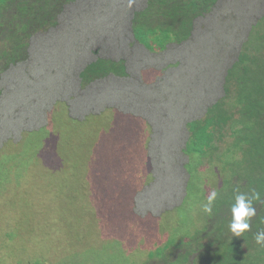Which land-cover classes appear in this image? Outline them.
<instances>
[{"label":"trees","instance_id":"16d2710c","mask_svg":"<svg viewBox=\"0 0 264 264\" xmlns=\"http://www.w3.org/2000/svg\"><path fill=\"white\" fill-rule=\"evenodd\" d=\"M143 1H134L136 9L131 20L132 32L134 37L150 50L166 43L189 40L194 31V23L204 21L215 8H220L227 2V0H146V5L143 7ZM83 2L84 0H0V100L4 89L1 86L4 74L11 67L27 63L31 59L30 49L36 39L44 36L50 38L49 43L56 47L66 45L67 41L60 38L55 31L60 29L63 23L75 29L77 38H80L81 30L76 26V19L72 15L83 5ZM262 13L263 16L253 26V30L256 29V32H253L255 35L261 32L260 25L264 22V10ZM84 14L90 15V12ZM157 16H161L162 20L155 18ZM144 30L147 31L143 33ZM262 39L264 40V35ZM95 40L92 35L80 40L78 46L84 49L80 63L71 60L68 56L61 58L55 55L53 63L57 62L61 65L46 67L53 75V79H60L63 74L62 81L70 82L73 72L79 87L85 90L94 84L105 82L110 75L124 78L127 75L124 59L116 60L98 55L90 61L91 55L100 51L95 49L96 45L86 48ZM258 48L259 41L250 40L235 50V58L229 65L225 77L224 96L207 108L205 119L187 125L189 138L185 142L183 152L189 159L184 163V167L190 172V181L195 182L198 179V183L201 181V184L197 186L198 192L193 193V188L180 206V209H187L191 217L186 229L173 228L175 224L171 216L172 208L161 215H142L134 210L136 196L144 192L149 183L146 177L131 172L127 164L112 174V171H109L110 165L105 160L103 171H99L97 165L90 159V166L84 165V170L77 175L81 183L88 187L84 191L86 198L76 199L74 203L67 202L64 198V190L56 194L52 192L48 182L49 177L46 176L47 183L39 182L37 187L38 181H36L34 192L25 190L23 182L14 186L19 182L15 176L14 165L18 164L26 173L28 172L24 165L28 158L14 155L19 152V145L26 143L27 131H25L22 133L23 138L16 142V151H10L12 154H0V204L3 207L1 211L7 208L13 209V212L7 213L8 222L16 220V223L37 224L36 234L41 228L44 238L54 243L49 250H46L43 245L35 244L38 240L29 242L28 248L25 241L9 251V246L14 243V235L8 234L6 242L4 238L0 241V264H53V261H60L64 256L67 258L62 264H155V262L156 264H251L249 261L239 262L234 253L239 249L235 245L239 246L243 243L247 245L248 250L264 249V246L257 245L254 239L255 234L264 229V203L253 202L256 215L250 220V230L241 237L232 236L229 223L232 219L231 207L238 192L250 196L252 190H256L264 200V57L259 55ZM74 63L75 66L72 67ZM71 68L72 71L69 72ZM8 89L11 90L10 87ZM45 97L46 95H41V99ZM51 103L50 99L47 105ZM62 105L65 106L61 100H55L53 109L48 113L49 118L55 117L50 119V124L44 123L40 131H36H44L50 135V140L41 151L40 157L43 155L42 161L50 163L44 157H49V160L53 155H57L61 163L57 171L60 173L56 177L60 181L65 176L69 178V171L73 168L71 162H64L61 159L60 136L65 126L54 122V119L60 115L59 108H62ZM89 117L85 121L79 120V117L71 118V123L81 125L88 121ZM137 121L142 125L146 124L141 117L136 118L135 122ZM109 127L113 129L111 124ZM139 127L137 126L135 134L129 126V136L133 139L146 137L143 135V128ZM229 132L230 137H226ZM108 133L106 128L99 132L95 143L98 144L99 136L101 140H105ZM135 142L139 148H143L144 144L151 142V137L149 136L147 142L145 139ZM95 143L94 147H89L84 161L89 159L91 151L96 148ZM13 145V140H6L0 150L9 152L6 147ZM161 145L169 149L167 143L163 142ZM149 147L147 144L143 155L138 156L142 162L151 164L147 166L151 167L155 174L162 162L154 165L153 161H158L159 155L164 151L159 148L157 155L150 158ZM9 155L14 156L9 157ZM8 158L13 159L11 163L8 162ZM201 159L205 160L201 168H209L210 172L207 175L212 178L217 177L221 183L212 179L207 181L202 179L200 169L196 168V164ZM46 167L47 170L55 171L49 164ZM5 170L11 172L10 177L5 176ZM193 186L194 183H191L187 187L189 189ZM150 188L152 191H157L158 186L153 183ZM70 191L74 195V191ZM211 191H216L218 194L213 205V213L208 215L199 212V214L203 213V222L201 228L192 236L194 224L192 221L195 214L192 215L189 209L192 207L193 198L200 194L199 201L202 199L201 206H203ZM127 195L130 200L129 205L135 214L123 218L119 212L120 200ZM51 201L54 206L51 205ZM110 201H118L119 205L114 208L109 207L107 203ZM24 206L29 209L26 210ZM64 207H74L88 226L69 218L63 220L61 209ZM40 209L46 213L47 220L35 223V216ZM197 209L200 210V207ZM176 211L182 213L179 209ZM209 216H211L210 222L207 221ZM54 219L58 222L54 223L52 221ZM132 222L137 228L136 231L128 228L127 224ZM72 226H77L78 231L69 232L68 227ZM43 227L48 229L46 234L42 230ZM137 233L139 235L135 236ZM174 250L178 251V254H175ZM3 251L5 254L1 255ZM31 251L39 254L33 256Z\"/></svg>","mask_w":264,"mask_h":264},{"label":"rangeland","instance_id":"374dc122","mask_svg":"<svg viewBox=\"0 0 264 264\" xmlns=\"http://www.w3.org/2000/svg\"><path fill=\"white\" fill-rule=\"evenodd\" d=\"M145 2L146 1H144V5ZM132 4L133 0H129V5L131 6ZM121 10H126L123 0H84L83 5L73 12L72 17L76 19V26H79L83 33L86 32L87 35H92L102 39V37L110 31L122 28L120 20L121 15L119 14V11ZM104 11H107V13L103 14ZM85 12L91 13L88 15L84 14ZM155 18H158L160 21L162 20L161 16H157ZM85 19L88 20L86 21ZM124 21L126 22L127 19L125 18ZM68 27L69 25L67 28ZM260 28L261 32L259 35H255V40L259 41V55L264 57V40L262 39L264 35V22L261 23ZM146 31L147 30H144L143 33ZM73 35H68V37L71 36L72 38ZM219 36V21L217 17H214L207 22L204 29L197 33L193 45L172 49L180 52V59L182 61L186 60L185 65L177 69V76L180 77L181 73L186 75L181 76L179 80L176 81L173 86H171V89H168L169 83L166 81L173 80L174 76H168L169 74H166V70H163V76H159L160 78H157V76L152 77L151 75V78H154L156 81H148L146 85L151 87L153 91L164 90L158 93V102L156 98H154V103L152 101H146L144 104H141L140 101L132 102L131 98L133 97L140 96L139 99H147L143 96L145 93L141 91H126L119 93L118 96H113L109 94V90H106V100L103 99L104 101L102 100L100 103H96L97 106L92 107L87 105V97L78 98L84 93V91L81 89H76L75 91V87L69 83L65 84L64 87H62V82L57 83L56 89L51 93L55 95H53V97L73 99L71 100V114L73 116H78L82 121L91 116V113L96 111L102 112L98 119L89 117V120L82 123L81 125L74 124L73 122L67 123V126L62 129V134L60 136V147L62 153L61 159L64 162H71L73 168L69 171V178L65 176L61 181L57 179L56 175L46 176L42 173V167L44 164L40 158V153L47 146V141L50 140V135L46 134L44 131L37 133L27 132L25 137L26 143L19 145V152L14 155H22L28 158L24 164L28 169V172L26 173L18 164L14 165L16 167L15 176L19 179L18 184L14 186H18L23 182L22 185H24L25 190L34 192L36 181H38L37 187L39 182L47 183L46 180L40 176L43 175L49 177L48 182L52 192L56 194L64 190V198L67 199V202L74 203L76 199L83 200L86 198L84 191L88 189V187L81 183V181L77 178V175L84 170V165L90 166V159L95 165H97V169L99 171H103V162L105 160L107 163H109V171H112V174L115 173L114 171L120 170L125 164H127L129 165L128 169L131 172L136 173V175L141 177H145V172L147 170L146 167L147 165L151 166V164L142 162L138 155H143L145 146L147 147L148 143L144 144L143 148H139L137 142L135 141H144L145 139V142H147L149 138L147 133L153 134L154 132L150 131L147 124H143V135H145L147 138L143 136L144 138L141 139H133V137L129 136L130 133H128L130 126L133 132L136 134L139 123H135L136 127H134L133 122L136 121V118L141 117L147 119L152 125H154L155 136H158L156 140H174L177 142V147L172 149L171 153H161L159 155V160L153 161L154 165L162 162L160 167L156 170L161 180L157 178V174L153 175L152 172L151 176L147 177L146 179L148 180L150 187L153 185V183H156L158 186L157 191H152V188L148 186L144 192L138 193L136 196L134 210L142 215H161L163 213H167L166 211L170 210L169 208H172L174 205L178 204L173 207L174 209L172 208L173 213L171 216L173 217V223L175 224L173 228L179 230L185 227L184 229H186L187 225L191 221V217L189 216L187 209H180L182 213H178L176 211L177 208L180 207V205H182V203L186 200L184 186L189 178V175L184 167V163L188 161V158L181 159L179 157L186 140V131H183L184 127L181 125L184 124L186 116L199 113L200 109L207 105V103L214 99V97H216L220 92L219 84L216 78L219 80L220 77L223 76V71L221 69L218 70V66H216L213 56L220 48H222V51L224 52L225 46L222 45V42H224L227 38L233 40L236 44H238V42L237 40H234L231 35L224 33L217 41V48L216 45L213 46L211 43L218 39ZM107 40H111V45L102 44L104 45L105 52L113 53L127 50L129 48L127 50V54L132 59H136L142 53L139 49L131 47L129 44L130 39L123 34L120 35L114 42L113 38L109 36ZM49 41L50 38L48 37L41 38L36 43L35 49L34 46H32L30 49L31 59L27 63L11 67L3 76L1 86L6 89L3 97H10L11 99H14L15 102L13 103V106H7L4 102L0 104V143L4 145V143H6L5 139L12 138L11 140H13L14 145L13 147H6V149H9V152L5 151L4 149L0 150V154H12L10 151L17 148V137L20 136L21 129L23 127H34L35 130L33 132H36L37 127H40V124L42 123V119L45 118L44 110L45 106L47 105L45 103L48 100L46 92L49 89V84L51 89V83L54 82L50 71H47L46 67L49 65H61L57 62L53 63V57L55 55L61 58L68 56L65 46L56 47L49 43ZM138 41L141 45L145 46V44L139 39ZM96 44L97 43L94 41L92 44L86 46V48H91ZM67 45L72 50H74L76 47L70 43H67ZM136 46L140 45L135 42V47ZM151 49L152 50L149 49V51L153 55H157L158 53L166 50L165 47H154ZM98 54L104 56L101 47ZM228 54L225 58L219 57L218 64L223 65L226 62L228 63ZM73 55L74 52L71 58H74ZM82 56L83 55L80 54V57ZM170 57L171 56L169 53L164 56V65ZM144 58L147 59V56L144 55ZM198 58L203 62L206 68L207 72L204 74H193L196 69L202 66L201 63L194 62V60ZM125 72L127 75L123 79H129L125 83H130L133 86L137 85V87H141V89L144 87V80L141 79L143 75L138 74V76H132L130 69L128 70L127 68L125 69ZM71 75L75 77L73 72H71ZM133 78H140L141 81L139 79H135L134 81ZM157 83L159 84L160 88H152V86L155 88L159 87L157 86ZM9 87L11 88V92L8 89ZM42 94L46 95L44 99H41ZM112 97H114V99H112ZM116 98L121 99L120 103L122 106H119L118 99ZM23 103H25V107L22 106ZM108 105L110 107L117 108L106 109ZM143 106H145V108ZM59 109L60 115H58V120L61 122L63 119L64 110L63 108ZM10 112L12 113L11 115H9ZM164 113L166 115H163ZM165 116L168 119H166ZM11 118L14 120L11 121ZM191 118L193 117H190L189 119ZM56 119L57 118L54 119V122H56ZM109 124H111L113 129L109 127ZM7 127V131H4ZM105 128L106 131L109 132L106 134L107 138L105 140H101L99 136V142L96 148L91 151L89 159L84 161L88 154L89 146L92 147L94 145V140L97 137V134H99V132ZM76 129L78 132L75 131ZM167 131L170 134L166 136ZM230 135L231 134L229 132L226 137H230ZM20 138H23L22 135ZM14 155H9V157ZM11 158L7 159L10 163L13 160ZM44 158L46 161H55L56 166H53L55 171H50L52 174L58 173L57 171L59 166H57V164H59V162L61 163V161L54 159L48 160L49 157ZM204 162L205 160L201 159L196 164V167L201 166ZM208 172H210L209 168L200 167V176L202 179H205L206 181L207 179H212L216 180L218 183H221L217 177L212 178L211 176H208ZM4 174L5 176L9 175L10 177L11 172L9 170H5ZM200 184L201 181L199 185ZM70 190L74 191V195L71 194ZM195 192H198L196 182L194 183L193 193ZM199 199L200 194L198 197L193 198L192 207L189 209L192 215L195 214V217H193L192 221L194 222L192 226V236L201 228L203 222V213L199 214L200 211L203 212L201 206L202 199L200 201ZM129 202L130 200L128 195L120 200L119 212L123 218H125V216H131L135 214L133 208L130 207ZM51 205L54 206L53 201H51ZM107 205L114 208L119 205V202L110 201L107 203ZM24 207L26 210L29 209L27 206ZM198 207H200V210L197 209ZM2 209L3 207L0 204V241H3L2 238H4V242H6V237L8 234L14 235V243L9 246V251H12L18 245L25 243V241L27 245L26 248L29 247V242L34 240H38L35 241V244L43 245L46 250H49V247L53 246L54 242L51 240L47 241L44 238L45 235L41 234V228L38 229L39 232L36 234L35 231L38 228V226H36L37 224L16 223V220L13 222H8L7 213L8 211L13 212V209L7 208L1 211ZM182 210H185V212ZM23 216L24 215L22 214V218ZM61 216L63 217V220H67L69 218L76 222H80L85 226L87 224L82 221V219L77 214V211L74 210V207L62 208ZM45 220H47V215L43 209H40V211H38L37 215L35 216V223ZM52 221L54 223L58 222L56 219ZM207 221H211V216L207 217ZM160 222L164 223V221ZM58 224L61 227L63 226L60 223ZM127 225L129 230L136 231L137 228L133 222L128 223ZM77 226L68 227L70 229L69 232L75 233L78 229ZM42 230L44 234H46L48 229L47 227H43ZM57 235H59V233H57ZM136 235L139 234L137 233L135 236ZM41 238L43 239L41 240ZM31 252L33 253V256L39 254L36 251ZM174 253L178 254V251L174 250ZM234 253L237 255L239 262L249 261L251 264H264V249L260 251L259 257H254L250 254H241L239 251H234ZM2 254H5V252L3 251L1 255ZM65 258H67V256H64L60 261H53V264H62Z\"/></svg>","mask_w":264,"mask_h":264},{"label":"clouds","instance_id":"9594fccd","mask_svg":"<svg viewBox=\"0 0 264 264\" xmlns=\"http://www.w3.org/2000/svg\"><path fill=\"white\" fill-rule=\"evenodd\" d=\"M134 1L135 0H133V4L130 6L129 0H123L126 10L119 11V14L121 15L120 20H121V27L122 28L121 29L118 28L116 30L110 31L109 33L105 34L102 37V39H99V38L93 36L96 39L95 43H97L96 47L95 46H93V47H95V49H99V50L101 47L102 52L104 53V56H102V57H111L112 59H116V60L124 59L126 61L125 67L128 70L130 69V71H131L130 73L132 76H138V74L143 75V77L141 79L144 80V84H145L144 87L142 89H141V87L138 88L137 85L133 86L130 83H125L129 79L118 78L114 75H110L109 78L105 82L94 84V85L89 87L90 89L87 88L84 90L82 87H79L78 82L76 80V77H73L71 75L70 82L69 81L64 82V81H61L64 79L63 74H61L62 75V76H60L61 80L60 79H57V80L53 79L54 82L51 83V89H50V84H49V89L46 92V95L48 96V100L46 101L45 104H47L50 99H51L52 103L45 106V110H44L45 118L42 119V123L40 124V127H37L36 131H40V128L43 126L44 123L50 124L49 121L54 116L49 118L47 113H49L53 109L55 100H61L62 103L65 104V106L62 105V108L64 110L63 119L61 120V122H59V120L57 118L55 120L56 123L66 127L67 123H71V118H74V119L78 118V116L75 117L71 114V111H72L71 110V100H73V99L62 98V97H53L54 94L51 93L52 91H54L56 89L57 83H60V82H62V85H63L62 87H64L65 84L69 83L70 85H73L75 87V91H76V89H81L82 91H84V93L82 95H80L78 98L87 97V105L92 106V107L97 106L96 103H100V101H102L103 99L106 100L105 99V95H106L105 91L106 90H109V94L113 95V96L114 95L118 96L119 93H123L126 91H141V92L145 93L143 96H144V98H147V99H139L140 96H138V97L131 98L132 102L133 101H136V102L140 101L141 104H144L146 101H152L154 103L155 102L154 98H156L157 102H158V100H159L158 99V96H159L158 93L160 91H164V90L153 91V89H151V87L146 85L148 81L149 82H155L156 81V80H154V78L153 79L151 78V75H152V77L157 76V78H160L159 76H163L162 75L163 70H166L165 72H166V74H169L168 76H174L173 80L166 81L167 83H169L168 89H171V86H173V84L176 81H178L181 76L186 75L184 73H181L180 77L177 76V74H176L177 69L183 67L185 65L186 60L182 61L180 59V52L176 51V50H172V49H175L178 47H188L190 45H193L195 42L197 33L200 30L205 28V26L209 20H211L214 17H217L218 21H219V25H220V36L218 39L214 40V42L211 43V45H213V46L216 45V47L218 48L217 41L222 37V34H224V33L231 35L234 40H237L238 44H236L233 40L227 38L224 42H222V45L225 46L224 52L222 51V48H220L216 51V54H214L213 58L215 60L216 66H218V70L221 69L223 71V76H221L219 80L216 78V80L219 84L220 92L216 97H214V99L209 101L207 103V105L202 107L200 109L199 113H197V114L194 113L191 116H186L184 124L181 126L184 127L183 131L184 132L186 131V140H187L189 138V133L187 131V125L190 122L205 119V117H206L205 113L207 111V108L209 106H211L213 103H215L220 97L224 96V94H225L224 93L225 77L227 75L229 65L232 63V61L235 58L234 52L236 49L241 48L248 41L255 40V34L253 32H256V29L253 30V26L263 16L262 10H264V0H227L226 4L224 6H222L220 8H215L214 12L212 14L208 15V17L204 21H197L194 23V31L192 32V35H191L189 40H185V41H182L180 43H178L179 41L166 43L163 46H160V47H165L166 48L165 51H162V52L158 53L157 55H153L147 47H145L144 45H141L139 43V41L134 37V34L132 32L131 20L133 18V12L136 9ZM144 1H146V0H144ZM144 1L142 4L143 7L146 5V2L144 5ZM105 13H107V11L103 12V14H105ZM125 18L127 19L126 22L124 21ZM67 26L68 25L63 23L61 25L60 29L55 30V31L58 33L59 37L62 38L63 40H66L67 43H70V44L76 46L75 49L72 50L68 47L67 44L64 45L67 49L68 57L71 58L72 54L74 52V55H73L74 58H71V60L79 63L81 61V59L83 58V56L80 57V54L83 55V49L80 46H78L79 42L83 37H88L90 35H87L86 32L83 33L82 31H80L79 32L80 38H77V36H76L77 32H75V29L71 28L70 26L67 28ZM79 30H80V27H79ZM122 34L130 39L129 44L131 45V47L137 48L142 52L136 59L130 58L129 55L127 54V50L129 48L127 50L117 51V52H113V53L104 51V45H111V43H110L111 40H109V41L107 40L108 36L112 37L113 42H114ZM68 35H73V37L72 38H71V36L68 37ZM117 35H118V37H117ZM43 37H41V38H43ZM132 37H133V39H132ZM41 38L36 39V42L33 44L34 49L36 47V43ZM135 42L140 46L135 47ZM102 44H104V45H102ZM158 47H156V48H158ZM98 53L96 52L95 54L91 55L90 61L94 60L99 55ZM168 53L170 54L171 57L166 61V64L164 65V56H166ZM227 54L229 56V62L228 63L226 62L223 65L218 64L219 57L225 58V57H227ZM144 55L147 56V59L144 58ZM84 57H87V55L86 56L84 55ZM194 62L201 63L202 66L200 68L196 69V71L193 74H196V73L204 74L207 72L203 62L200 61L199 58L195 59ZM74 65H75V63L72 65V67ZM163 65H164V67H163ZM71 71H72V68H71ZM71 71H69V72H71ZM51 76L53 77L52 74H51ZM74 78H75V81H74ZM133 79H134V81H135V79H139L141 81L140 78H133ZM157 86H159L158 83H157ZM152 88L158 89V88H160V86L157 88L152 86ZM9 91L11 92V90H9ZM5 92H6V89H3V95H2V98L0 100V104L2 102H4L7 106H13V103L15 102L14 99H11L10 97L4 98L3 96H4ZM112 99H114V97H112ZM116 99H118L119 106H122V104L120 103L121 99L120 98H116ZM107 100H109V99H107ZM157 102H156V105H157ZM22 106L25 107V103H23ZM143 107L145 108V106H143ZM116 108L117 107H110L109 105H108V107H106V109H116ZM54 111H56V110L54 109L53 112ZM101 112L102 111H96L94 113H91V117L98 119ZM110 113H113V112H110ZM11 114L12 113L10 112L9 115H11ZM54 115H55V112H54ZM163 115H166V114L164 113ZM190 117H193V118L189 119ZM236 117H237V115H236ZM165 118H166V116H165ZM86 119H84L82 121H85ZM143 119L146 122L147 126L149 127L150 131L154 132L153 134L147 133L151 137V142L148 143L150 146L149 150H148V156L150 158L156 156L157 155V149H159V148H161L164 152L171 153L172 149H175V147H177V142L174 140H168V139L167 140L165 139L164 141L156 140V138L158 136H155L154 125H152L147 119H145V118H143ZM166 119H168V118H166ZM236 119H238V117ZM13 120L14 119L11 118V121H13ZM101 123H103V122H101ZM133 123H134L133 126H136L135 123H139L138 127L141 125L139 128H143V125L139 121L133 122ZM6 129H8V127ZM34 130H35L34 127H23L20 131V136L17 137V141L21 140L20 137H21L23 132L27 131V132L37 133V132H33ZM4 131H7V130H4ZM169 134L170 133L167 131L166 136ZM9 139H12V138H9ZM9 139H5V140H9ZM186 140H185V142H186ZM95 141H96V138H95L94 142ZM163 142L167 143V146L169 147V149H167L161 145V143H163ZM96 144L97 143H95V145ZM2 146H3V144L0 143V147H2ZM184 147H185V144H184ZM183 148L181 150V155L179 156L181 159L188 158V156L183 152ZM51 159L58 160L57 155H55V156L53 155V157H51L49 160H51ZM43 164H44V166L42 167V173L46 176L53 175L50 170H47L48 168L46 166L48 164L52 167L56 166L55 161L54 162L50 161V163L44 161ZM59 165H60V162H59V164H57V166H59ZM202 165L197 166L196 167L197 170L200 169V167H202ZM146 169L147 170L145 172V177L147 178V177L151 176V172L153 173V171H152L151 167L149 168V166H147ZM143 172H144V170H143ZM59 173L60 172L55 173V175H58ZM187 173L189 175V178H188V181L186 182V184L184 186L185 196H189L190 193L192 192V189L194 188V186H193V187L188 189L187 186L189 184L195 183V182H196L197 186L199 184L198 179L195 182L192 180L190 181V179H191L190 172L187 171ZM155 174H157V173H155ZM155 174L153 173V175H155ZM42 178L46 180L45 176H42ZM157 178L160 179L158 174H157ZM162 183H163V181H162ZM217 195L218 194L216 191H211L208 194L206 203H204L202 206L204 213H206L208 215H212L213 205L217 199ZM195 198H196V196H195ZM254 201L264 203V200H262V198H261L260 192H258L256 190H252L250 196L247 194H244V193H239V192L235 195V203L231 207L232 219L229 223V231L233 237L239 238L245 232L250 230V220L256 215V208L253 206ZM176 205H178V204H176ZM176 205H174L173 207H175ZM169 209H171V208H169ZM177 209L180 210V207H178ZM227 236H228V234H227ZM254 239H255V243L257 245L264 246V229L259 230L255 234ZM235 246L238 247L239 252L241 254H250L254 257H259V255H260L261 249H259V248L248 250L247 245H245L243 243H241L239 246H237V245H235ZM199 263H201V262H199Z\"/></svg>","mask_w":264,"mask_h":264}]
</instances>
